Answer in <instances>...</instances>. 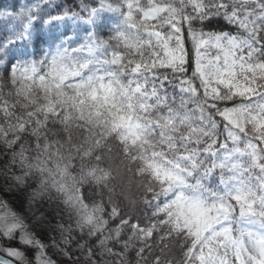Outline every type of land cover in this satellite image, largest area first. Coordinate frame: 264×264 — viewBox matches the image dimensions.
Wrapping results in <instances>:
<instances>
[{
  "label": "clouds",
  "instance_id": "clouds-1",
  "mask_svg": "<svg viewBox=\"0 0 264 264\" xmlns=\"http://www.w3.org/2000/svg\"><path fill=\"white\" fill-rule=\"evenodd\" d=\"M20 13L0 23V264H237L226 236L252 264L264 0H20Z\"/></svg>",
  "mask_w": 264,
  "mask_h": 264
},
{
  "label": "snow or ice",
  "instance_id": "snow-or-ice-1",
  "mask_svg": "<svg viewBox=\"0 0 264 264\" xmlns=\"http://www.w3.org/2000/svg\"><path fill=\"white\" fill-rule=\"evenodd\" d=\"M95 14V13H93ZM65 19L64 16H55L53 18V23H60ZM25 28V34H27V32L30 31L31 28V24H25L24 25ZM157 35H159V33H157ZM16 42L13 41V45ZM168 54L171 56L172 60H178L179 57L176 55H173V52L171 49L168 50ZM139 67V66H138ZM68 75L71 76H76L79 75V72H68ZM67 76H62L61 79H66ZM101 87H103V85H101ZM105 91L107 92L108 89H105ZM253 90L251 88H245L243 91H241L240 89H237V93L240 95H243L245 92H252ZM90 95L92 96L93 99L96 98V89L93 88L92 92L90 93ZM122 119V118H121ZM236 200L238 202H240L241 204V208H240V213L242 218L245 216H252L253 215V211L252 209H254V205L249 204L245 198L241 195H237L236 196ZM261 219L264 220V214H261ZM16 227V226H13ZM228 230H226L227 232ZM249 238H251V234H248ZM226 239H229L232 242V247H233V252H234V259L237 262V264H247V261L244 258V252H246L247 250V245H242L240 242L236 241L234 237H229L226 236ZM251 243L253 245V247L255 248L256 251V255H249L248 256V260L252 261V264H264V235H261L259 237L256 238H251ZM213 252V249L211 248V246L209 245V254H211ZM12 255H15V253H10ZM207 257L202 253L199 257L201 264H203V262L205 261ZM216 264H229V262L226 259H221V258H217Z\"/></svg>",
  "mask_w": 264,
  "mask_h": 264
},
{
  "label": "trees",
  "instance_id": "trees-1",
  "mask_svg": "<svg viewBox=\"0 0 264 264\" xmlns=\"http://www.w3.org/2000/svg\"><path fill=\"white\" fill-rule=\"evenodd\" d=\"M0 13L3 15H7L6 20H10L14 18V23H19L20 20V0H0ZM3 23V22H0ZM45 41L43 39L37 40L35 43V49L37 52L40 51V45L44 44ZM19 58L17 55H14L10 61L11 63H15V60Z\"/></svg>",
  "mask_w": 264,
  "mask_h": 264
},
{
  "label": "rangeland",
  "instance_id": "rangeland-1",
  "mask_svg": "<svg viewBox=\"0 0 264 264\" xmlns=\"http://www.w3.org/2000/svg\"><path fill=\"white\" fill-rule=\"evenodd\" d=\"M7 19V15L0 16V22H4Z\"/></svg>",
  "mask_w": 264,
  "mask_h": 264
}]
</instances>
